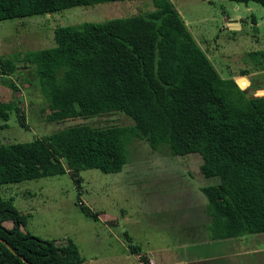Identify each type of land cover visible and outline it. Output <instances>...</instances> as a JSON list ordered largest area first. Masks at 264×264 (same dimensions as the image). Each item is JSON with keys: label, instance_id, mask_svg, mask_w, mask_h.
I'll use <instances>...</instances> for the list:
<instances>
[{"label": "trees", "instance_id": "16d2710c", "mask_svg": "<svg viewBox=\"0 0 264 264\" xmlns=\"http://www.w3.org/2000/svg\"><path fill=\"white\" fill-rule=\"evenodd\" d=\"M112 1L124 0H0V20ZM230 1L264 7V0ZM150 2L152 9L141 14L56 26L54 46L21 55L33 66L46 120L120 111L133 123L77 124L29 141L0 143V185L67 169L78 187L80 170L119 172L126 146L139 138L151 151L197 153L200 174L217 177L199 186L209 240L264 233V95H249L233 77L220 76L170 0ZM16 70L12 58L0 56V82L12 95L19 90L10 78ZM18 99L0 98L4 125L12 112L24 127ZM11 201L0 197V264L83 262L70 239L57 244L26 231L25 216Z\"/></svg>", "mask_w": 264, "mask_h": 264}, {"label": "rangeland", "instance_id": "374dc122", "mask_svg": "<svg viewBox=\"0 0 264 264\" xmlns=\"http://www.w3.org/2000/svg\"><path fill=\"white\" fill-rule=\"evenodd\" d=\"M170 1L220 76L233 77L249 95H264V55L259 53L264 50V7L230 0ZM151 9L150 0H124L0 20V56L13 59L17 70L10 78L19 89L12 95L0 82V98L17 96L24 117V127L12 112L5 125L0 119V143L29 141L77 124L131 125L132 119L120 111L46 120L48 110L33 66L20 58L27 51L54 46L56 26L101 22ZM126 149L127 160L119 172L80 170L77 187L65 167L62 174L2 184L0 197L12 198V206L25 216L26 231L57 244L70 239L84 260L137 264L128 250L134 245L144 255L166 250L165 257L170 254L172 262L175 252L183 258L204 255L201 264H264V233L208 239L206 198L199 186L218 179L200 174L197 153L171 156L163 148L151 151L139 138Z\"/></svg>", "mask_w": 264, "mask_h": 264}, {"label": "crops", "instance_id": "0c3cea01", "mask_svg": "<svg viewBox=\"0 0 264 264\" xmlns=\"http://www.w3.org/2000/svg\"><path fill=\"white\" fill-rule=\"evenodd\" d=\"M184 247L185 246H181L182 249H184ZM186 249H188V247H186ZM128 250H130L132 257L137 261V264H140V260H139L140 257L146 258L149 256L154 260L155 264H201V262H204V260L200 259V257H204V255H198V254L197 255L190 254L184 256L183 258L180 257L179 255H176V253L174 252L173 262H172L170 261V254H168V258L165 257V254H167L166 250H159L158 252H156L157 253L156 255L154 254V252H149L148 254L144 255L134 245H130ZM105 263H107V260H105ZM81 264H101V263L98 260H95V257H90L89 260L83 259V262Z\"/></svg>", "mask_w": 264, "mask_h": 264}, {"label": "built area", "instance_id": "2783aa9c", "mask_svg": "<svg viewBox=\"0 0 264 264\" xmlns=\"http://www.w3.org/2000/svg\"><path fill=\"white\" fill-rule=\"evenodd\" d=\"M140 260V258H139ZM140 264H155L154 260L149 256L140 260Z\"/></svg>", "mask_w": 264, "mask_h": 264}, {"label": "water", "instance_id": "95a60500", "mask_svg": "<svg viewBox=\"0 0 264 264\" xmlns=\"http://www.w3.org/2000/svg\"><path fill=\"white\" fill-rule=\"evenodd\" d=\"M237 84V83H236ZM238 85V84H237ZM238 87H239V85H238ZM239 88H241V87H239ZM242 89V88H241ZM263 95V94H262Z\"/></svg>", "mask_w": 264, "mask_h": 264}]
</instances>
